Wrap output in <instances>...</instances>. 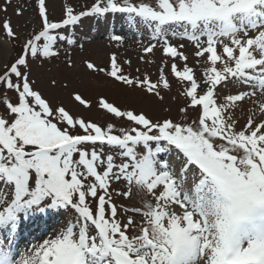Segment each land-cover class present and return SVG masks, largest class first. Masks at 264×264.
<instances>
[{
    "label": "snow or ice",
    "instance_id": "obj_1",
    "mask_svg": "<svg viewBox=\"0 0 264 264\" xmlns=\"http://www.w3.org/2000/svg\"><path fill=\"white\" fill-rule=\"evenodd\" d=\"M35 4L38 30L0 71V230L6 233L0 264H264V118L257 116L264 117V0H93L79 12L65 3L59 20L50 19L46 0ZM109 14H125L130 24L150 30L173 60L187 56L169 33L191 41L194 55L206 59L202 83L187 63L182 70L171 65L188 82L182 122L154 121L100 97L99 109L132 125L102 127L33 87L30 59L58 57L60 44L75 43L63 34L66 26ZM0 28L18 38L10 20ZM84 63L160 100L161 89L170 88L163 68L156 81L147 73L132 77L115 53L107 69ZM67 66L73 67L70 59ZM229 84L240 87L218 102V87ZM257 91L260 99L238 129L232 110ZM72 99L91 107L79 92ZM190 109L199 111L188 122ZM113 194L138 197L139 204L125 208ZM50 209L70 215L17 258L13 240L22 219ZM122 211L125 221L118 218Z\"/></svg>",
    "mask_w": 264,
    "mask_h": 264
},
{
    "label": "rangeland",
    "instance_id": "obj_2",
    "mask_svg": "<svg viewBox=\"0 0 264 264\" xmlns=\"http://www.w3.org/2000/svg\"><path fill=\"white\" fill-rule=\"evenodd\" d=\"M92 2L93 0H46V5L50 19L59 20L63 16L65 3L72 5L74 10L79 12L85 10ZM18 8L22 10V15L17 14ZM4 20L11 21L18 38L12 41L0 28V71L3 70L6 63L10 64L20 52L28 34L37 31L39 28L35 0H0V23ZM63 34L71 35L75 43L72 45L60 44L58 57L29 60V78L35 81L33 87L38 89L53 104H60L70 113L86 120H92L102 127L106 126L107 123H115L117 128L131 127L132 125L127 121L116 120L105 110L99 109L98 100L100 97H104L108 102L122 110L130 109L135 112H144L154 121L172 119L182 122L185 119L184 114L179 110L188 102L187 98L182 95L188 86V82L176 78L171 72V65L176 63L178 70H182L187 63L193 69L198 83L203 82V72L208 66L205 58L194 55L196 49L191 41L179 35L172 36L169 33L170 42L177 45L178 50L187 56V61L181 60L179 57L173 60L172 57L163 54L162 40L153 39L151 31L144 26L130 24L125 14H109L107 20L96 17L82 18L77 26H66V32ZM114 35H119L121 39H112ZM201 39L206 38L202 37ZM149 44H155L156 47L151 52L145 53L143 49ZM181 44L184 45L183 48H179ZM113 53L116 54L117 62L125 74L132 77L143 78V75L147 73L152 81H156L160 69L163 68L170 84L169 89H161L163 99L148 96L139 89L127 88L107 77L105 73L87 69L84 63L91 61L98 68H110V56ZM69 59L72 61L73 67L67 66ZM125 61H130V64L125 63ZM217 66L220 67L219 64ZM52 80L56 81L55 86L51 85ZM239 87V84L218 87L216 91L218 102L224 95L234 94ZM2 91L3 89L0 88V92ZM73 92H79L91 104V107H85L75 102L72 99ZM7 95L14 98L15 94L9 91ZM259 99L260 93L257 91L256 96L239 103L232 110L233 118L238 121V129L246 123L250 112L254 109V102H258ZM13 102H15L14 99ZM3 111V106L0 105V113ZM198 111V109L196 111L189 110L188 122L197 117ZM257 116L264 118L259 117L258 113ZM161 155L164 156V154ZM112 187L120 191L123 190L124 185L114 183ZM113 199L118 204H123L125 208L139 204L138 197L126 200L113 194ZM47 212H50L47 220V216L44 214H36L34 218L30 219L32 223L28 230L31 231L25 237L29 240L25 244L20 242L19 245L13 246L17 258H19V254L25 253L29 248L41 243L61 228L70 215V212L62 209H50ZM43 218L46 221L42 228L40 220ZM118 218L121 221L126 220L123 211ZM136 219L139 222L140 217L137 216ZM4 235L6 233L0 230V238H3Z\"/></svg>",
    "mask_w": 264,
    "mask_h": 264
}]
</instances>
